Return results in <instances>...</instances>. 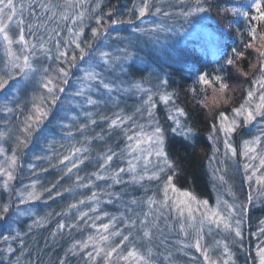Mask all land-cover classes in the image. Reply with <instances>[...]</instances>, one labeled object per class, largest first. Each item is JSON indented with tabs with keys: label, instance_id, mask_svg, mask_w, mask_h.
Here are the masks:
<instances>
[{
	"label": "snow or ice",
	"instance_id": "snow-or-ice-1",
	"mask_svg": "<svg viewBox=\"0 0 264 264\" xmlns=\"http://www.w3.org/2000/svg\"><path fill=\"white\" fill-rule=\"evenodd\" d=\"M163 2V0H160ZM190 0H179L180 4H189ZM102 0H97L94 7L89 10L90 0H27V8L30 15L32 9L36 6L40 9V16L43 21L40 23H27L24 19L25 2L21 0H0V43L4 46L6 60L3 62L4 67L0 69V93H6L3 100L0 101V112L5 115L16 116L19 123L13 129L8 128L6 131H0V141L8 138L15 140L16 150L8 155L5 148L0 146V157H4L0 162V177H5L2 187L10 191L11 182L16 179L17 168L19 164V153L29 148L33 141H41L48 147L52 154L37 156L38 160H45L52 168L63 166V174L60 180L65 177L72 179V185L64 187L63 191L57 190L56 196H63L65 193H73L76 189L92 188L95 181H110L107 188L102 192L92 191L91 195L81 198L78 202L70 203L67 209L59 215H70L71 210H78L77 221H85L88 218L90 227L95 229L94 235H89L86 240H77L68 248L71 255L84 254V264H154L151 259L153 249L149 245L155 238L157 232H162L161 220H163L169 229L178 227L183 234L185 241L182 243L183 249H195L203 258L204 264H235L233 254L229 244L225 240L215 241L213 247L222 248V256L214 258L211 255L212 248L208 247L202 241L204 240L205 228L211 233L213 229L227 233L229 237L235 240L243 239V224L248 206L252 203L254 196L249 193L245 201L238 203H229L220 199L217 200L215 209L209 207L207 200H199L195 195L187 191H181L173 184L171 174L164 177L162 181V198H157L155 194L146 196L144 199L131 198L127 201L126 211L131 215L121 214L120 216H110L107 212H100V201L102 196L108 197L107 203L122 201L126 193H116L110 191L114 185L138 184L144 186V181H161V174L167 169L172 168L165 151V130L160 126L155 109L157 107L154 97L158 96L159 100L165 105L170 103L174 107L169 108V119L173 121L176 127L172 132L179 131V134L185 138H193L195 130L187 125H182L179 117H185L186 112L183 108L175 106L173 94L160 89L168 84L166 79H159L155 88L145 87L141 82H130L129 87L120 89L110 81L104 79V74L97 69L103 65L106 70L112 71L119 68L120 72L125 71L124 64L131 61L132 53L130 46L118 47L116 52L99 50L92 53L90 50L98 40H105L109 32L107 29L123 24H134L135 20L116 18L107 23L103 16L93 17L101 7ZM206 0H191V6L186 11H181L180 16L187 19L198 13H204L210 9L205 7ZM247 9H254L255 15ZM133 9L137 12L136 18L143 21V18L149 14L170 16L171 13L163 10L161 7L153 4L152 0H141V3L134 4ZM224 13L230 12L234 17H243L248 22L247 38L241 40L243 50L238 48L232 49V55L227 58L226 64L235 70L239 77L248 79L250 84L255 88L249 87L243 94V102L239 106L230 109L232 116L222 110L223 106L231 103L229 92L232 91L228 83L225 82L222 75L210 77L207 73L197 76L196 84L199 88H192L191 92L196 98V103L207 110V114L212 118L210 139L220 140L218 133H222V143L225 149L223 155L236 157L237 148L231 143L233 135L244 126L259 125V134L254 135L251 139L243 141L244 171L248 173L247 179L251 182L255 177V183L259 186V195L264 196V0H245L244 6L225 8ZM109 17L113 15L112 11L107 13ZM95 19L97 27L91 30V39H82L85 35V20ZM44 21H54L56 26L51 29ZM61 23H67L71 26L67 28V38L62 40V32L59 28ZM233 22L229 21L228 28H232ZM13 30L15 33L13 34ZM28 31L32 40H28L25 31ZM43 30V34H41ZM165 30L162 25H157L150 30L143 28H133V32L144 34L147 31L156 32ZM170 31L171 29H167ZM237 31H239L237 29ZM119 38V37H118ZM208 42L215 40L213 33H207L203 37ZM14 45H19L17 50ZM74 50L69 51L70 48ZM75 50H78V54ZM250 50V51H249ZM249 56H254V62L249 61L247 70L243 62L248 60ZM87 58V59H86ZM41 61H55L56 64L45 65ZM83 61L86 67L82 68L83 75L77 78L75 91L70 95L80 97L83 103L88 106L98 107L101 103L107 104L108 101L115 103L118 97L113 98L112 93L118 91L134 92L143 94L146 99L142 100L140 106L136 108L141 120L145 123H139L133 115H124L121 112L114 113L113 117L99 115L100 121H107V133L111 135L114 131L119 130L125 137V148L117 153L111 147L107 151L98 154L97 170L91 173V177L85 178L79 175L77 171L82 165L91 159L90 145L97 139H103V136L96 134L89 136L87 133L90 126L98 124L97 114L93 111H85L87 122H79L78 116H71V123L63 125L68 128V136L74 137L75 133L71 131L75 126L76 131L84 138V143L80 146L72 144L66 152L55 153L52 145L45 135L47 129L46 123L51 120L61 121L64 119L60 115L61 111H67L62 100V94L66 93L67 86L71 80L72 69L77 67L78 62ZM97 85L105 89L107 100L93 98L88 93ZM33 94L30 100V107L21 106L19 97L27 96L29 90ZM211 89L209 98L207 90ZM14 92L13 99L16 100L15 106H12L7 93ZM203 94V95H201ZM71 104V101H68ZM79 106V105H77ZM174 113V114H173ZM22 116V119H21ZM145 129H150L146 131ZM94 131V129H91ZM63 147V145L61 146ZM219 148H214V152H219ZM55 157V160L53 159ZM155 157V161H153ZM215 159V155L212 157ZM126 162V167H112L114 160ZM151 165V168H150ZM29 165V168H34ZM45 167L42 171L47 172ZM226 170V169H225ZM219 171V169H217ZM259 172V175L257 173ZM129 179L125 180V176ZM224 181L221 175L218 177ZM39 181H34L30 185H25L27 191L19 193L22 204L40 200L44 193H52L57 188L59 180L54 182L50 187L44 186L38 190ZM148 189L145 188V192ZM172 193L170 195L169 193ZM235 196L234 193H232ZM89 204V211L79 210L80 205ZM223 204V209L221 208ZM147 206V211L142 210ZM176 212V224L169 221L172 210ZM11 210L10 204L0 207V220H5ZM97 213L94 217L89 215ZM198 213V215H197ZM20 215H32L34 212H20ZM51 213L48 214L50 216ZM48 216L40 217L34 221L33 226L42 227L48 223ZM96 221H104L97 225ZM264 224V221H261ZM123 225L121 228L119 225ZM79 224L73 222L65 224L57 223V230L52 233L55 238L66 228L69 233L72 229H77ZM127 229V231H125ZM264 234V228L260 229ZM19 235V234H17ZM189 237H191L189 239ZM113 238H119L114 240ZM5 240L8 237L4 238ZM144 244L146 250L140 251L138 245ZM91 249V250H88ZM4 249H0L3 252ZM14 249L9 246L6 256L11 254ZM188 253L185 252V255ZM257 256L259 264H264V248L258 246ZM65 257L59 264H66ZM168 259V257H165ZM193 261L197 257H191ZM16 264H19L17 257Z\"/></svg>",
	"mask_w": 264,
	"mask_h": 264
},
{
	"label": "trees",
	"instance_id": "trees-1",
	"mask_svg": "<svg viewBox=\"0 0 264 264\" xmlns=\"http://www.w3.org/2000/svg\"><path fill=\"white\" fill-rule=\"evenodd\" d=\"M173 1L180 4L179 0ZM20 2L21 0H17V3ZM23 2L27 3V0H23ZM139 3H141V0H102L101 9L97 16H103L104 21L107 23H111V21L116 18L125 20L132 18L136 21V16H134L136 11L133 9V5ZM244 3L245 0H206L204 6L210 10L202 14L207 17L204 21L207 23L208 32L214 34V41L206 42L202 37L191 38L183 46L180 44L174 45V48H180L179 54L178 57L171 58L172 60L169 64L165 63V61L154 60L153 63L157 67L155 72L151 73L149 65L142 66V64L139 63H131L122 74L128 84H130V82L147 83L151 80L150 78L153 75L155 76L156 86L159 79H166L168 81V84L163 86V88L166 92L173 94L175 106L183 108L186 112L185 117H179L183 122L182 125H187L195 130V136L193 138H185L179 134V131L175 133L172 132L171 129L176 127V125L169 119L170 113L169 109H167L168 107L164 105L162 101L157 104L155 115L160 126L165 130V151L172 164V168H170L168 174H171L173 178L172 182L177 189L190 192L199 200H207L209 204L212 205L215 200L213 169L216 163V158L213 159L212 157L214 155L215 157L219 156V152H214V148H218V140L214 143V141L210 139L212 134V118L207 114V110L202 109L196 103V98L193 96L191 89L194 87H201L196 84L198 75L204 73H207L210 77L222 75L225 82L229 84L232 90L229 92L231 103L223 106L222 110L227 111L228 115L231 117L232 113L230 109L239 106V104L243 102V94L246 93L249 87L255 88L254 84L249 83L250 77L248 79L239 77L235 70L226 64L227 58L232 55L233 48L243 50L241 40L247 38L248 22L245 21L243 17H234L230 12L224 13L221 10L244 6ZM180 5L181 10L186 11L191 6V0L189 4ZM27 10L26 21L29 22V17L33 15H30L29 9ZM246 10H249L252 15L256 14L254 9L246 8ZM31 11L36 16V23L43 21V17H40L39 20L37 19V17L40 16V9L38 6L34 7ZM109 11L113 12L111 17L107 15ZM229 21L233 22L234 26L232 28L227 27ZM44 22L48 24L49 29L56 26L54 21ZM127 25L128 24H123L107 29L109 32L108 37L105 40L96 41L90 51L95 53L101 49L103 50L104 45L110 47L108 45L113 43L123 44V40L125 39L124 36L127 33ZM62 26H64L63 23L59 25L62 32L61 38L63 39L67 31L62 30ZM95 27H97L96 24H93V26L86 25L85 35L82 39H91V30ZM25 28H27V25ZM237 29L239 31H237ZM118 40L120 42H116ZM105 49L109 48H104V50ZM69 51L71 53V49ZM166 57L169 60V53L166 54ZM249 61L254 62V56H249L248 60L243 62L246 70ZM80 64L81 61L78 62L77 67H79ZM76 68L72 69L70 82L77 80L79 76L78 73V76L75 74ZM109 77H111V75H107L104 79L107 80ZM156 77L158 80H156ZM113 78L112 76V80ZM69 88L70 86L68 85L67 89L69 90ZM67 89L64 96L61 97L63 101H65L68 94ZM207 93L210 98L211 89H208ZM116 97H118L116 102L111 104V102L108 101L111 105L108 104L107 107L94 108L92 106H87V111L96 113L98 119V124L90 126V130L87 134L89 136L99 134L103 136V139L93 141L92 145L89 146V155L91 159L86 161V163L77 170L79 175L84 176L86 179L91 177L93 171L97 170L99 163L97 159L98 154L107 151L109 147L117 153L125 148V137L123 134L119 130H116L109 135L106 131L107 121H100L99 115L113 117L114 113L117 112H121L124 115H133L136 113V108L141 105L144 99L143 97L133 99L129 96L123 99L121 96H117V94ZM78 98L79 100L77 102L83 103V99L80 97ZM30 100L25 99L22 104V106L26 107V110L27 107H30ZM77 102L67 111H61L60 115L64 117L63 120L57 122L50 118V121L45 125L47 129L45 135L52 145V150L57 154L66 152L72 144L80 146V144L84 143V139L82 140L83 136L76 131V128H74L73 131L75 136L72 141L70 136L67 135L69 129L63 126L71 121V116H76ZM134 119L139 123H145V120L139 118V114H135ZM13 120H17L16 117H13ZM5 122L6 121L3 122L1 118L0 126L2 127ZM84 122H87V117ZM91 129H94V131ZM243 130L244 128H240L234 136L237 140L236 148L239 152L241 151L240 142ZM6 145L13 150L15 148V140L11 137L6 139ZM62 145L63 147H61ZM50 154L52 153L43 141L39 143L33 141L28 149L19 153L21 166L18 169L20 170L19 175L15 180L17 187H22L23 184L30 185L32 182L38 180L39 184L37 188L40 190L44 186L50 187L54 182L59 180L57 188L53 189L52 193H44L40 200L26 204L29 206V211L36 214L35 216L27 215L26 217L19 218L15 224H10V221L13 219L12 215H14L12 211L17 205L15 202L17 192L16 189H13L12 193L1 191L2 200L10 195L9 199L13 205L6 219L0 220V249H4L3 252H0V264H16L17 257H19V264H59L65 257H67L66 264H84V254L71 255L68 253V248L77 240H86L89 235H94L96 230L90 227L88 218H86L85 221H77L75 219L78 215V210L76 209L71 210L70 215H59V213L65 211L70 203L78 202L79 199L91 195L92 191L102 192L107 188V184L110 183V181H95V186L92 188H80L76 189L71 194L65 193L63 196H56L55 193L57 190L63 191L64 187L72 185V179L65 177L63 180H60L63 174V166L52 168L47 161L36 159L37 156ZM53 159L55 160V157H53ZM29 165H34L35 167L29 168ZM117 166L125 167V161L119 159L114 160L112 167ZM45 167L49 169L47 172L42 171ZM91 178L94 180V177ZM237 181L240 182L239 179ZM109 190L116 193H126L122 201L114 200L111 204L106 202L108 197L102 196L100 204L103 203L105 206L101 211L102 213H109L110 216H120L123 209L122 206H126L127 201L131 198L144 199L148 194L151 195L145 192L143 187L137 185L131 186L130 184L114 185ZM88 207L89 204L86 203L80 205L79 210L89 211ZM49 213H51L50 216H48ZM89 215L94 217L97 213L92 214L89 212ZM45 216H48V223L42 227L33 226L36 219ZM261 221H264V197H260L257 200L253 199L252 203L248 206L246 218L247 226L243 230L246 239V241L243 242L245 245L243 252L247 251V256L241 253L242 250L239 249V254H235V264H258L256 251L258 246H264V234L260 232V229L264 228V224H262ZM58 222H63L65 224L77 222L79 227L77 229H72L70 233L66 228L62 233H59L53 238L52 233L57 230ZM102 222L103 221L100 223ZM119 226L121 228L123 227L122 224ZM5 237H8V239L5 240ZM9 246H11L14 251L6 256V251Z\"/></svg>",
	"mask_w": 264,
	"mask_h": 264
},
{
	"label": "rangeland",
	"instance_id": "rangeland-1",
	"mask_svg": "<svg viewBox=\"0 0 264 264\" xmlns=\"http://www.w3.org/2000/svg\"><path fill=\"white\" fill-rule=\"evenodd\" d=\"M96 2H97V0H90L89 10H91V8L94 7ZM152 2H153V4H156L157 6L161 7L163 10L170 12L171 15L170 16H164L162 13L159 15L149 14L143 18V21L137 19L134 24H131V25L128 24L126 26L127 27L126 28L127 33L124 36L125 37V39L123 40L124 45L120 44V43H117V44L113 43L111 45L107 44L110 47H107L105 45L103 47V50H104V48H109V49H105V51L112 52L113 54H118L116 52V49L118 47L128 46V41H129V39H131L132 45L130 46V52L132 53L133 58L131 59L130 62L124 64L125 71L127 70V66L130 65L131 63H136V64L139 63V64H142V66H148L149 65L151 68V73L155 72L157 67L153 63L154 60L165 61V63L169 64L172 60L171 58L178 57L180 48L179 49L174 48L175 44H178V45L180 44L181 46H183L191 38H194V37L195 38H200V37L203 38L205 34L210 33V32H208V27H207L206 21H204L207 19V17L204 14L198 13L196 15H193V16L185 19L184 17L180 16V12L182 11L181 5L178 3H175L173 0H163V2H160V0H152ZM27 9H28L27 3H25V11H24L25 21H26V15H27V11H28ZM100 9H101V7H100ZM99 10L92 14L93 17L97 16ZM136 15H137V12L135 13L134 16H136ZM35 19H36L35 15L29 17V20H28L29 22L26 21V25H27V23H36L35 21H37V20H35ZM63 24H64V26H62V30H65V31H67V28L71 26L70 24H67V23H63ZM85 24L89 25V26H93V24H96L95 19L94 18L87 19V20H85ZM157 25H162L165 30H158L154 33L151 31H147L144 34L132 31L133 28H137V27L150 30L152 28H155ZM167 29H171V30L168 31ZM14 33H15V30H13V34ZM41 34H43V30H41ZM67 35H68V33L66 32V35L64 36L63 39H66ZM25 36L28 40H30V41L32 40V36L27 30L25 31ZM205 41L208 42L207 40H205ZM116 42H120V41L118 40ZM14 47L17 50H19V48H20L19 45H14ZM70 49H71V51H73L74 46H73V48H70ZM75 51L78 54V50H75ZM168 53H169V60L166 57V54H168ZM5 60H6V56H5V52H4V46L2 43H0V69H3V67H4L3 62ZM41 63L45 64L46 66L50 64L53 67L56 64L55 61H41ZM80 66H81V68H80ZM80 66L75 69V72H76L75 74L77 76L79 74L78 77L83 75V72L81 71V69L86 67L85 62L81 61ZM97 70L103 72L104 77H106L107 75L108 76L111 75V77H109L106 81L112 82L114 85H116L120 89H124V88L129 87V84L127 83V81L124 79V77L122 75L125 71L123 73H121L119 68H116L115 70L109 71V70H106L103 65H101ZM113 74H115V75H113ZM112 76L114 77L113 80H112ZM150 79L151 80L148 81L147 83L146 82L145 83L142 82V83L144 84L145 87H150V88H153L155 90V88H156L155 76L153 75ZM156 80H158L157 77H156ZM76 82H77V80L70 82L69 83L70 88H69V90L67 89L68 94H67L66 99L64 101L65 108L67 110L79 100L78 97L73 98L70 95L71 92L75 91ZM160 91L164 92L166 90L162 87L160 89ZM5 94L6 93H0V101L3 100ZM32 94H33V92L30 89L27 96L19 97V102H20L21 106L24 103L25 99H28V100L31 99ZM88 94L91 95L93 98L100 99V100H105L108 98L107 95L105 94V89H103V87L99 86V85H97L96 87L91 89V91ZM116 94H117V96H121V98H123V99L127 98L128 96L132 97L133 99H139L142 97L144 99H146V96H144L143 94H135L134 92L118 91V92H113L112 96L116 97ZM7 95H8L9 100L11 101L12 106H15L16 100L13 99V96L15 95V93L14 92H8ZM62 96H64V94H62ZM24 97H26V98H24ZM115 97H113V98H115ZM68 101H71L70 105L68 104ZM110 102L112 104V101H110ZM110 102H108L107 104L101 103L98 107H104V106L107 107V105L110 104ZM154 102L156 103V105L160 102L158 96L154 97ZM77 104L79 106H77L76 116L79 117V122H84V120L86 119L84 112L87 111L88 105H85L82 102H77ZM166 106L168 107L167 109H169L170 107H173L171 103L169 105H166ZM16 116H20V113L17 112ZM16 116L5 115L3 112H0V119L2 118L3 122L6 121L5 124L2 125V127L0 126V131H6L8 128H11V129H13V134H14L15 133V126L19 123L18 120H13V117H16ZM69 123H71V121ZM181 124H183L182 121H181ZM0 125H1V123H0ZM259 127H260L259 125L242 127V128H244V130H243V133H241L242 134L241 142H240L241 151L239 152V150L237 149L238 155L236 157H231L230 154L228 157H224L223 153H224L225 149H224L223 143H222V133L217 134L218 136L221 137V139L217 141L218 148L220 149V151H219V156L216 157V160H215L216 163H215V166L213 169L216 197H215L213 205L209 204V207L215 209L217 206V200L218 199H220L221 201L226 200L229 203H238L240 201H245L247 196L249 195V193H252L254 196V199H256V200L260 197H264V196L259 195V192H258L259 186L256 185V183H255V177L253 178V180L251 182L247 179L248 173H245L244 167H243V165H244V163H246V161H245V158L242 154V152H243V141L247 140V139H251L254 135L259 134ZM74 128L75 127L73 126L71 129L72 132L74 131ZM145 130L150 131V129H145ZM11 135L12 134H10V137H11ZM234 136H235V134L231 138V143L234 147H236L237 146V144H236L237 140L235 139ZM70 138L72 141L74 140V137H70ZM83 139L84 138L82 137V140ZM0 146L5 148V151L8 155H11L12 152L16 150V148L11 150L9 146L7 147L6 140L0 141ZM155 159L156 158L153 157V161H155ZM3 160H4V157H0V162H3ZM19 164H20V159H19ZM126 166L127 165L125 162V167ZM150 168H151V165H150ZM18 169H19V167L17 168V171L15 173L16 178L19 175V171H20ZM217 169H219V171H217ZM169 170H170V168L167 169L165 173L161 174V181L145 180L144 186H143L144 191H145V188H147L148 189L147 193H150L151 195L155 194L158 199L162 198V192L160 191V189L162 187V181H163L164 177L169 175L168 174ZM221 175L224 177V181H220L218 179V177ZM257 175H259V172L257 173ZM124 178H125V180L129 179V177L127 175ZM4 179H5V177H0V207L4 206L5 204H10L11 206L13 205V203L9 199L10 195L6 196L5 199H3L4 201L2 200V195H1L2 192L1 191H4V192L6 191L2 187ZM238 179L240 182L237 181ZM15 180L11 182V185H10L11 190L7 191L8 193H10V192L12 193V190L16 189V192H17L16 201H15L17 205H16V208L12 211V213H14V215H12L13 219L10 221V224L11 223L15 224L19 218L27 216V214L20 215L19 214L20 212H25V213L30 212L29 206L26 204H22L20 202L21 197L19 195L20 192L27 191V189H25L24 184L22 185V187L21 186L17 187V183ZM130 185L131 186L132 185L140 186L138 184H130ZM140 187H142V186H140ZM232 193H234L235 196H233ZM169 194L172 195L171 192ZM242 194H243V196H242ZM151 195L148 194V196H151ZM104 206H105V204H103V203L100 204V212L101 213H102L101 210H103ZM126 206H122V208H123L122 213L126 214V215H131V213H127ZM89 207H88V209H89ZM221 208L223 209V204H221ZM147 210L148 209H147L146 205L143 207L142 210L137 209V211H147ZM92 214H95V213H92ZM197 215H198V213H197ZM246 218H247V212H246V216H245V220H244V224H243V230L247 226ZM169 221L173 225L176 224V212L174 209L170 213ZM100 222L101 221H96L97 225H99ZM160 227L163 231L157 232L155 235V238L153 239V241L149 245L153 249V256L151 257V259L154 261V264H204L203 258L200 256V254L198 252L195 251V249H183L182 248V243L186 242V241H185L183 234H181L179 232L178 227H173L172 229H169L163 220H161ZM125 231H127V229H125ZM190 238L191 237H189V239ZM113 239L116 240L118 238H113ZM218 240H225L229 244V248L233 254V259H235V254H239V252H238L239 249L242 250L241 253H243L247 256V253H246L247 251L243 252V249L245 248V245L243 244V242L246 241L244 233H243V239L242 240L233 241V239L231 237H229L228 234L224 233L223 231L213 229L211 231V233H209L208 229L205 228L204 240L202 241V243H204L208 247L212 248L211 255H213L214 258H219L222 256V248L213 247L215 244V241H218ZM138 248L142 252L146 250L144 244L138 245ZM262 248H264V246ZM185 252H187L188 254L185 255ZM256 255H257V251H256ZM193 256L197 257V259L195 261H193L191 259V257H193ZM165 257H168V259H165ZM257 258H258V264H259V257L257 256Z\"/></svg>",
	"mask_w": 264,
	"mask_h": 264
},
{
	"label": "bare ground",
	"instance_id": "bare-ground-1",
	"mask_svg": "<svg viewBox=\"0 0 264 264\" xmlns=\"http://www.w3.org/2000/svg\"><path fill=\"white\" fill-rule=\"evenodd\" d=\"M214 193H215V197H216V191L214 190Z\"/></svg>",
	"mask_w": 264,
	"mask_h": 264
}]
</instances>
